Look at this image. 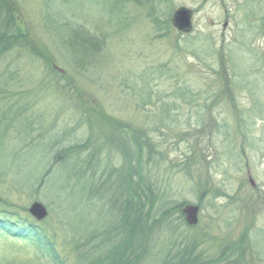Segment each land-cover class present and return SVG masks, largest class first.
I'll use <instances>...</instances> for the list:
<instances>
[{"label":"rangeland","instance_id":"obj_1","mask_svg":"<svg viewBox=\"0 0 264 264\" xmlns=\"http://www.w3.org/2000/svg\"><path fill=\"white\" fill-rule=\"evenodd\" d=\"M5 7L28 46L1 53L0 41V171L26 182L50 169L29 195L0 186L7 212L46 220L56 251L69 254L59 218L66 235L105 226L104 200L85 192L93 202L83 206L76 192L87 174L109 183L136 170L129 158L138 140L157 206L200 210L197 226L174 224L173 236L152 229V252L264 264V0H0V26ZM180 8L192 14L187 34L171 24ZM74 31L103 48H76ZM70 147L81 149L80 169L56 157ZM33 202L46 207L41 221L28 212ZM37 249L0 235V264L49 260Z\"/></svg>","mask_w":264,"mask_h":264},{"label":"trees","instance_id":"obj_2","mask_svg":"<svg viewBox=\"0 0 264 264\" xmlns=\"http://www.w3.org/2000/svg\"><path fill=\"white\" fill-rule=\"evenodd\" d=\"M4 10L5 12H2L3 15L0 26V41L3 43L1 53L11 49L13 46L26 49L28 41L24 36L17 35L8 8L5 7ZM60 28L64 29V26H60ZM77 28L83 30L81 27ZM71 35L76 43V48L82 51L94 53L103 48V41L101 39L98 40L94 38V42L96 43L93 44L88 43V40L84 38H76L77 33L75 31L72 32ZM86 39H89V37ZM214 73L216 72L214 71ZM7 129H10L8 125ZM27 140V137H25L24 142ZM52 140L54 139H51V142ZM135 143L133 156L129 158V167L131 168L133 164L137 171L132 168V170L129 169V171L127 169L126 172H117V174L110 176L109 183L106 181L102 182L100 179L95 180L91 178L92 174L89 176L87 174L85 176L86 178H84L85 180L82 182L83 186L76 192L78 196L81 195L79 202L83 206H91L90 204L93 202L91 201L92 197H89V194L85 192L94 193V195L100 197L99 199L102 201L104 200L105 206L103 208L105 209L104 213L107 219L105 226H102L100 222L96 224L93 223L87 227L81 228L80 231H78L77 228L76 232L71 234L67 233L66 235V231L63 229L65 223L59 218V224L57 223L59 244L67 248L69 254H62V252L58 253L56 251V245L54 244L51 232L50 235H48V228L44 226L46 220L43 221V223H38L30 216H26L24 219L19 218L14 212H7L6 204L3 205L1 202L0 235H7L13 239L32 242V245L36 248L38 247L39 251L45 253L43 255L50 260H43L38 256L37 261L32 264H147L152 256L155 260L149 264H202L198 254L191 253V250L188 252H181V250H178L176 254H171L172 252L169 253L168 251L166 254H164V252L155 253L154 251L152 252L147 245V241L151 239L150 236H152V229L165 226L168 234L173 236L175 232L171 228L174 227V224H177L178 227L186 226L184 216L181 214V208L184 204H170L162 208L157 206V195L159 191L155 190L156 185L149 181V177L145 174V171H143V166L148 162V157L146 159V155H149H144L146 148L144 145L140 146L138 140H135ZM51 145L53 144L50 143L47 146V151H52L53 147ZM79 149L80 148L75 149L73 147L64 149L62 152L63 154L56 156L58 158L63 156L64 161L60 165H64L67 161L69 162L74 158L75 160L72 161L75 162V169L76 167L80 169L84 164V158H81L78 151ZM25 153H27V151ZM25 153H18L15 151V155L17 156L24 155ZM54 158L55 157L52 156L53 163H55L56 160ZM46 159L44 166L50 161V158ZM58 160L61 161L62 159ZM59 161H57V163ZM140 163L143 164L141 165ZM3 166L4 162L0 158V169ZM88 168L91 169L92 166H88ZM46 172L50 174V169L46 170ZM47 174H42L41 171L38 177H32V179V175L27 174L25 175L27 176V181L24 178L26 182H22L21 176L19 178L10 177L6 173L0 171V186H4V189L6 188V193L14 192L24 195L27 194V192H33L32 188L35 184L40 185L45 181V186L47 184V180H45ZM73 174L76 173L74 172ZM34 178L35 180H33ZM21 182L23 184H21ZM88 182L91 183V188L88 187V190H86L85 186ZM27 195L26 197L28 198ZM99 209L101 212V208ZM62 234L63 238L61 237ZM146 238H148V240H146ZM154 254H156V256H154ZM66 256L71 259V263L65 261ZM10 264L19 263L11 262Z\"/></svg>","mask_w":264,"mask_h":264},{"label":"water","instance_id":"obj_3","mask_svg":"<svg viewBox=\"0 0 264 264\" xmlns=\"http://www.w3.org/2000/svg\"><path fill=\"white\" fill-rule=\"evenodd\" d=\"M14 12V11H13ZM171 24L176 30L181 33L187 34L191 31V12L184 8L177 10L172 18ZM249 184L253 187V181L248 177ZM30 215L35 218L37 221L43 220L47 216L46 208L39 202H34L29 208ZM181 213L185 218V221L188 226H196L198 223V213L199 207L191 204H185Z\"/></svg>","mask_w":264,"mask_h":264},{"label":"flooded vegetation","instance_id":"obj_4","mask_svg":"<svg viewBox=\"0 0 264 264\" xmlns=\"http://www.w3.org/2000/svg\"><path fill=\"white\" fill-rule=\"evenodd\" d=\"M251 1H253L254 2V6H256V0H251Z\"/></svg>","mask_w":264,"mask_h":264}]
</instances>
